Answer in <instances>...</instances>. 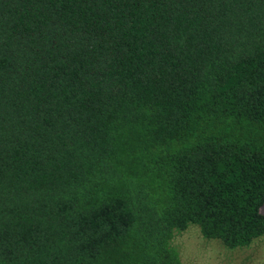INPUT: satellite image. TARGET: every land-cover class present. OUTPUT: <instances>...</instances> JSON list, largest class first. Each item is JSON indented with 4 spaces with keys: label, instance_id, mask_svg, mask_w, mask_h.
Listing matches in <instances>:
<instances>
[{
    "label": "trees",
    "instance_id": "16d2710c",
    "mask_svg": "<svg viewBox=\"0 0 264 264\" xmlns=\"http://www.w3.org/2000/svg\"><path fill=\"white\" fill-rule=\"evenodd\" d=\"M263 203L264 0H0V264H184Z\"/></svg>",
    "mask_w": 264,
    "mask_h": 264
},
{
    "label": "rangeland",
    "instance_id": "374dc122",
    "mask_svg": "<svg viewBox=\"0 0 264 264\" xmlns=\"http://www.w3.org/2000/svg\"><path fill=\"white\" fill-rule=\"evenodd\" d=\"M264 213V203L260 208ZM184 264H264V235L249 246L229 249L219 240L204 238L190 225L172 239Z\"/></svg>",
    "mask_w": 264,
    "mask_h": 264
}]
</instances>
